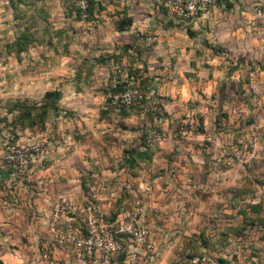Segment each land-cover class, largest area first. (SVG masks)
Returning <instances> with one entry per match:
<instances>
[{
    "label": "rangeland",
    "instance_id": "374dc122",
    "mask_svg": "<svg viewBox=\"0 0 264 264\" xmlns=\"http://www.w3.org/2000/svg\"><path fill=\"white\" fill-rule=\"evenodd\" d=\"M9 142L42 149L20 189L147 225L138 264H264V0H0Z\"/></svg>",
    "mask_w": 264,
    "mask_h": 264
},
{
    "label": "built area",
    "instance_id": "2783aa9c",
    "mask_svg": "<svg viewBox=\"0 0 264 264\" xmlns=\"http://www.w3.org/2000/svg\"><path fill=\"white\" fill-rule=\"evenodd\" d=\"M178 22L188 24L207 10L215 8L217 0H160ZM42 153L38 143L22 145L7 143L1 152V162L23 172ZM73 201L58 199L47 217L48 235L40 245L44 261L52 259L54 246L73 249L92 264H138L140 255L152 253L151 232L142 222L120 221L100 223L91 205H83L80 214ZM77 223L78 226H75ZM246 264V263H239Z\"/></svg>",
    "mask_w": 264,
    "mask_h": 264
},
{
    "label": "crops",
    "instance_id": "0c3cea01",
    "mask_svg": "<svg viewBox=\"0 0 264 264\" xmlns=\"http://www.w3.org/2000/svg\"><path fill=\"white\" fill-rule=\"evenodd\" d=\"M36 164L38 165L39 162L36 161ZM12 169L0 164V260L4 264H38L37 252L39 253L40 249L37 250V247L47 238L49 212L55 201L69 196V190L63 187L58 190L56 186H52L51 190L45 189L41 193L25 192L26 190L20 189L21 184L18 180L21 178L20 174ZM27 175L29 173L24 177ZM44 178L48 180L47 177L43 176ZM54 180L55 177L52 178V181ZM160 249L156 250L153 262L146 263H157L163 252ZM53 250H55L53 256L60 260L65 259L66 254L70 256V249L54 246ZM75 259V264H89V262L92 264L91 259L79 254Z\"/></svg>",
    "mask_w": 264,
    "mask_h": 264
},
{
    "label": "trees",
    "instance_id": "16d2710c",
    "mask_svg": "<svg viewBox=\"0 0 264 264\" xmlns=\"http://www.w3.org/2000/svg\"><path fill=\"white\" fill-rule=\"evenodd\" d=\"M127 21V23L128 22H130V19H126ZM122 21H120V22H117V27H118V29L119 30H123L124 29V24H122L121 23ZM13 170V169H12ZM14 172L15 173H19V170H17V169H14ZM87 205H91L92 206V208H93V213H94V216L97 218V220L100 222V223H105V224H109V223H117V222H120V221H129L128 219H120V217H118L119 215L118 214H115V216H112V217H110L109 219H107V218H104L103 217V219L101 218V216L97 213V210H96V208L94 207V205L93 204H91V203H88ZM80 207H78V209H77V212H76V214L78 213V214H80V209H79ZM132 222H134V223H137V222H139V221H132ZM143 223V222H142ZM144 224V223H143ZM74 225L75 226H78L77 225V223H74ZM143 254H145V255H143V256H149V253H143ZM0 264H4L1 260H0Z\"/></svg>",
    "mask_w": 264,
    "mask_h": 264
}]
</instances>
